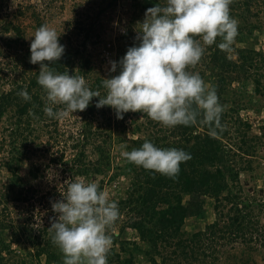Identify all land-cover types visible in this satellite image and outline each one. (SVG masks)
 Returning a JSON list of instances; mask_svg holds the SVG:
<instances>
[{
    "label": "trees",
    "instance_id": "trees-1",
    "mask_svg": "<svg viewBox=\"0 0 264 264\" xmlns=\"http://www.w3.org/2000/svg\"><path fill=\"white\" fill-rule=\"evenodd\" d=\"M52 1L54 0H45L46 6H51ZM114 1L112 0V3ZM134 1V7L142 12H146L157 3L164 2V0ZM262 1L264 0H232L230 12L231 9H245V12L241 14L243 22L238 23V34H241L242 38L248 36L250 38L254 35V30L259 29L260 26L256 25L254 19L253 26H248L247 20H251L249 14L255 4H261ZM246 12H248L247 15H245ZM22 14L23 11H19L17 16ZM34 16L37 28L46 24L45 17H42L37 9ZM11 30L17 33L16 37L4 40L15 53L20 55L18 69L15 70L20 72L13 78V88L9 91H0V120L8 114L10 124L8 129L12 126L11 143L19 152L18 160L24 156L31 158V154L38 151L43 154L51 148H56L52 151L54 153L51 154V161L68 165L69 163L65 160V149L81 148L83 150L75 154L69 164L72 167L67 168L74 171V179L90 174H103L109 170L111 156L105 152L104 148L117 131L116 121L118 120H114L115 117L108 113V106L97 108L95 104L99 98L94 97L85 110L78 111L82 114L84 121L65 133L59 125L61 118H49L44 112L47 103L46 92L37 82L40 64H33L27 59L31 52L30 41L25 38V29L20 23L10 20L5 24L3 32ZM89 33L90 31L87 30V34ZM95 35L100 39V33ZM129 35L132 34L129 33L127 38ZM217 39L220 42V38ZM209 47L216 49L210 50V54H204L202 58L207 67L213 66L218 70L214 76L217 77L220 71L218 76L220 84L235 80L234 72L238 70L242 76L238 82L243 88L251 86L253 91L251 97L245 99V92L239 87L238 95L244 94V97H241L242 101L236 102V106H231L222 112L219 125L214 122L209 123L201 116L190 126L177 125L170 129L150 118L147 113L128 111V114H124V117L131 115L129 118L132 137L128 140L137 144L136 148L141 147L147 139L157 147L183 148L191 154V158L181 163L180 172L175 178L142 166L140 171L135 169L138 165L132 162L128 165L129 169L124 171L125 173L120 169L113 173L111 177L130 174L133 178L128 198L121 200V205H118L120 211L127 207L136 214V217L129 222V226L136 229L139 240H123L119 252L116 251L115 246L111 247L108 264H259L257 256L264 250V239L260 238L263 232L259 231L263 226L261 214L264 212V193L257 195L256 187L243 183L241 173L254 170L253 163L258 156V148L264 145V125L260 130H255L248 120L240 117V112L253 106L256 99L260 102L264 101V49L235 45L232 48L236 49L239 56V61H236L229 57L231 55L228 56V52L219 49L215 44ZM51 67L57 72L67 71L69 74L82 75L91 88L99 90L102 95L106 92L102 84L104 77L95 75V67L90 55L80 54L79 51L73 52L65 46L63 56ZM91 75H93L92 83L89 79ZM205 75L203 73L201 76ZM10 76L5 69L0 70V88L2 82L5 80L9 82ZM25 88L31 95V100L26 101L18 95ZM222 93L223 91L220 95ZM225 98L221 99V104L226 102L227 98ZM54 107L62 109L63 105ZM261 107L262 104L259 108ZM141 113L147 121L139 123ZM135 114L138 115L137 118L134 117ZM124 117L121 123L122 130L128 127L124 123ZM233 118H236L234 125L237 126L235 135L237 140L234 145H231L226 142V138L230 136L229 122ZM78 120H76L77 123ZM35 122H42V126ZM143 130L150 131L151 137L140 139V136H134L142 133ZM88 150L91 152V157ZM97 151H99V157L94 158L95 156L92 155H96ZM4 163L11 166L9 160ZM48 164L50 166V162ZM39 174L40 167L34 165L31 176L37 178ZM16 185L17 180L11 179L5 191L3 186L0 187V204L12 198L10 193L14 191ZM141 190L142 192L139 193ZM62 192L53 187V191H49V196H47L48 192L37 195L36 189L20 186V190L12 199L18 206L23 204L25 207L23 208L25 212L19 214L28 215L22 221L17 219L15 227L9 221L13 219L9 218L10 214L0 208V217H2L0 264H8L10 260L12 264H28L26 256L17 254L13 248L14 243L24 242H31L33 248H36L33 252L30 248L29 254L36 258L37 264H42L40 258L43 255L47 257L46 264L53 262L64 264V260L61 259L62 252L58 251L59 247L52 241L54 232L49 229L52 223L51 218H58V214L52 210L53 196H57L58 201L63 198ZM186 195L190 196L187 203L184 202ZM203 197L214 199V209L217 214L215 221L198 231L184 230L188 217L204 216L207 209ZM37 202L42 203L39 209L46 207L49 210L41 214L40 221H37L34 215L35 212H37L36 215L41 212L35 211L38 208ZM7 227H12V238L9 241L3 235ZM240 239L243 246L238 250L236 248ZM123 253L126 254L123 255Z\"/></svg>",
    "mask_w": 264,
    "mask_h": 264
},
{
    "label": "clouds",
    "instance_id": "clouds-1",
    "mask_svg": "<svg viewBox=\"0 0 264 264\" xmlns=\"http://www.w3.org/2000/svg\"><path fill=\"white\" fill-rule=\"evenodd\" d=\"M231 3L164 0L148 8L138 24L139 44L129 47L119 62H110L111 72L118 66L120 71L103 79V95L91 88L84 76L51 67L63 56L65 45L55 28L39 26L31 37L30 62L40 64L37 82L46 92L44 112L49 118H62L85 110L98 97L95 106H110L118 119L128 111H140L166 127L190 126L201 116L219 125L224 106L215 87L189 68L201 61L205 46L216 44L225 52L232 51L238 21L231 15ZM18 95L31 100L26 88ZM121 154L138 166L171 178L177 177L181 163L191 158L183 148L157 147L147 139L131 151L122 146ZM64 183L63 198L52 202L58 218H51L49 228L54 232L53 243L64 254V264H108L117 234L110 229L120 216L118 202L109 199L98 183L83 177Z\"/></svg>",
    "mask_w": 264,
    "mask_h": 264
},
{
    "label": "rangeland",
    "instance_id": "rangeland-1",
    "mask_svg": "<svg viewBox=\"0 0 264 264\" xmlns=\"http://www.w3.org/2000/svg\"><path fill=\"white\" fill-rule=\"evenodd\" d=\"M134 4V0H115L113 3L112 0H54L52 1L51 6H46L45 0H0V70L5 69V71H8L11 75L8 78L9 82H6V80L2 82L0 91H9V89L13 88V78L17 75V73L20 72L15 71L18 69L17 66L19 64L20 55L15 53L13 49L10 48L9 44L7 45L4 40H11L17 35V33H15L13 30L6 33L3 32V28L8 21L13 20L17 23H20L23 29L26 31L25 38L31 43V37L37 30V24L35 22L34 16V12L37 9L41 16L45 17V20L47 21L46 24L55 28L56 31L61 34L60 43L63 42V44H65V46L70 48L73 52L79 51L80 54L85 53L86 56L90 55L94 63L95 75H101L104 78H110L111 76L119 74L120 71L118 66L116 72H111L110 62H119L129 47L138 45L140 42L138 38V24L144 20L146 12H142L139 8L134 7ZM19 11H23V14L17 16ZM244 12L245 9L243 8H239V10L231 9V15L237 19L238 23L243 22L241 14ZM247 14L248 12L245 13V15ZM249 16L251 20H247V22H249L248 26H253L254 19L256 25L260 26L259 29H255L254 35H251L250 38L249 36L247 38H242L241 34H238L232 47L235 45H248L254 46L258 49L263 47L264 49V1H262L261 4H255ZM87 30L90 31L89 34H87ZM98 33L101 34L100 39H98L95 35ZM129 33L132 35H129V38H127ZM218 43L219 40L217 39V44ZM205 47V54L207 55L208 53L210 54V50L216 49H211L209 46ZM228 56L236 59V61H239V56L236 52V49L234 48H232L231 52H228ZM27 59L30 60V56H28ZM77 59H79V56H77ZM189 70L198 72L200 75L205 73L206 75L203 76V79L210 86L215 87L220 101L224 97L227 98L226 102L222 104L224 106V111L229 109L231 106H236V102L242 101L241 97H244V94L238 95L240 92H237L238 88L241 87L238 81L242 77L238 70L234 72L236 77L235 80L232 82L227 81L223 85H221L219 82L220 77L218 76L220 75V71L217 77L214 76V74L218 73V70L213 66L210 68L207 67L204 58H202L197 65L190 67ZM92 76L93 75H91V78H89L91 83L93 82ZM241 88L242 91L245 92V99H249L251 97V93L253 92L251 86L248 88ZM219 91H223V93L220 95ZM261 104L262 107L259 108ZM108 110V113L115 117L114 120H118L119 122L118 123L116 121V126L118 129L114 132L112 139L106 143V148H104L105 152L109 153L111 156V167L103 174H90L89 176H85L83 178H85L87 181H94L98 183L100 188L108 193L109 199L115 200L119 205H121L120 201L127 199L130 194L131 187L133 185V178L130 174H121L119 177L111 176L113 173L118 172L119 169L122 172H126L129 169L128 165L130 164V161L122 156V146H124V150L131 151L138 145L128 140L132 137L129 118L131 115H127L126 117L123 116L124 123L128 127L126 130H122V119L117 118L115 110L110 106H108ZM129 112L125 114H128ZM133 113H135V111H133ZM80 114L78 111L74 113L70 112L67 116L61 118L59 125L60 127L62 126V129L65 131V133H68L69 130L77 127L82 121H84L82 114ZM140 115L141 118L138 119L139 123L140 121H147L142 113ZM134 117L137 118L138 115L135 114ZM240 117H242L244 120H248L253 125V127H255V130H260L264 125V101L260 102V100L256 99V102L253 104V106L243 109L240 112ZM77 119H79L78 123L76 122ZM235 123L236 118L230 120V136L226 138V142L230 143L231 145H234L235 141L237 140L235 138L237 127L234 125ZM37 124L42 126V122ZM8 125H10L8 122V114H5L3 119L0 120V162L2 163L0 164V187L3 186L2 188H4L5 191L6 186L10 183L11 179L17 180V185L15 186L14 191L10 193L12 198L20 190V186L32 187L36 189L37 195L48 192L47 196H49V191H53V187H56L58 191H63L62 193H64L66 190V184L64 182L67 180L69 182L74 180L75 174L74 171L67 168L72 167L69 164H71L74 155L80 153V151L83 149H65V160L67 163H69L68 165H65V163L62 162L53 163L51 161V154L54 153L52 151L56 150V148H51L50 151H47L43 154L38 151L37 153L35 152L31 154V158L24 156L18 160L19 152L13 148L11 143L12 126L8 129ZM169 128L171 129V127ZM134 136H140V139H142L151 137V134L150 131L143 130L142 133L136 134ZM44 138L46 140V137ZM130 146L131 148H129ZM88 153H90L89 157H91V152L89 150ZM257 154L258 156L253 163L255 171L242 172L241 181L243 183L245 182L247 185L256 187L257 195H260L264 193V145L259 146ZM92 156H95L94 158H98L99 151H97L96 155L93 154ZM6 160L11 161V166H8L4 163ZM49 162L50 166L48 164ZM34 165L40 167V174L37 178H33L31 176V170ZM135 169L142 171L141 166H136ZM141 192L142 190L139 193ZM12 198L8 202L0 204V208L10 214L9 218L12 217L13 219L9 221L11 224H14L13 227H15L17 224V219L22 221L28 214L24 216L20 215L25 212H23V208L25 207L20 203L19 204L21 206H18ZM203 198L206 201L205 208L207 209L204 216L188 217L184 224V230L198 231L200 229H204L207 224L215 221L217 214L214 209V199L209 197ZM53 199L54 201H57V196L54 195ZM189 199L190 196L186 195L184 202L187 203ZM41 205V202H37L36 204L38 208L35 209V211H41L39 215H36L37 212L34 213L37 221H40L42 219V215L49 211L46 207L42 210L39 209L41 208ZM134 217H136L134 211L128 210V208L125 207L120 211L118 220L111 226L110 231L114 230L115 233H117L114 236L111 247L115 246L117 252L120 251V245L123 240H139L136 229L129 226V222ZM0 221H2V217H0ZM261 222L263 226H261L259 231H262L263 234L260 235V238L264 239V212L261 214ZM3 235L7 241H9L12 238V227H7ZM250 237L251 236L249 235V238ZM242 246V239H240L236 249L239 250ZM33 247L34 246L31 244V242L13 244V248L17 254L26 256V261L28 264H37L36 258L29 254L30 248L33 249L32 252L36 250V248ZM58 251L60 253L62 252L60 248H58ZM125 254L126 253H123V255ZM63 255L64 254L62 253V260H64ZM257 257L259 264H264V250L262 253H259V256ZM40 259L42 264H46V255H43ZM8 264H12L11 260ZM51 264L60 263L53 262Z\"/></svg>",
    "mask_w": 264,
    "mask_h": 264
}]
</instances>
